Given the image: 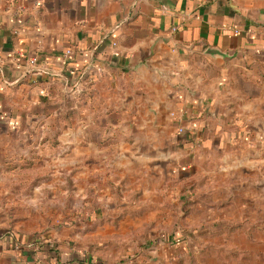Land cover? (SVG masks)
<instances>
[{"label": "crops", "instance_id": "1", "mask_svg": "<svg viewBox=\"0 0 264 264\" xmlns=\"http://www.w3.org/2000/svg\"><path fill=\"white\" fill-rule=\"evenodd\" d=\"M57 133L75 178L262 233L264 0H0V167ZM11 234L0 264L35 263Z\"/></svg>", "mask_w": 264, "mask_h": 264}, {"label": "rangeland", "instance_id": "2", "mask_svg": "<svg viewBox=\"0 0 264 264\" xmlns=\"http://www.w3.org/2000/svg\"><path fill=\"white\" fill-rule=\"evenodd\" d=\"M59 137L36 161L0 167V237L34 236L82 264H264V231H243L251 221L196 214L193 187L159 198L125 179L75 178Z\"/></svg>", "mask_w": 264, "mask_h": 264}, {"label": "trees", "instance_id": "3", "mask_svg": "<svg viewBox=\"0 0 264 264\" xmlns=\"http://www.w3.org/2000/svg\"><path fill=\"white\" fill-rule=\"evenodd\" d=\"M12 235V234H11ZM13 241L11 243L18 244L20 249H32L34 256L42 264L44 261L46 264H82L86 263L81 259L68 260L61 255L57 246L50 243H37L34 236L22 235L20 238L17 235H13ZM172 240V238H170Z\"/></svg>", "mask_w": 264, "mask_h": 264}, {"label": "built area", "instance_id": "4", "mask_svg": "<svg viewBox=\"0 0 264 264\" xmlns=\"http://www.w3.org/2000/svg\"><path fill=\"white\" fill-rule=\"evenodd\" d=\"M177 30V28H174L173 29V31H176ZM37 62H38V59L37 58H33L31 61H30V65H32V66H36L37 65ZM180 131H182V129L180 130ZM19 247V245L17 246V248ZM18 249H20V247L18 248Z\"/></svg>", "mask_w": 264, "mask_h": 264}]
</instances>
